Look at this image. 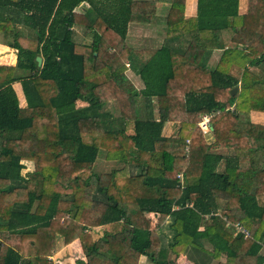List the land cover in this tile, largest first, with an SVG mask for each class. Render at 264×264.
I'll return each instance as SVG.
<instances>
[{"label":"trees","instance_id":"1","mask_svg":"<svg viewBox=\"0 0 264 264\" xmlns=\"http://www.w3.org/2000/svg\"><path fill=\"white\" fill-rule=\"evenodd\" d=\"M135 1L0 0L16 53L0 65V264H53L55 235L79 242L75 264H264V125L249 118L264 114V0H196L193 17L185 0H149L168 5L163 37L188 41L145 51L125 41L154 17ZM99 157L112 168L94 172ZM159 215L165 226L144 227Z\"/></svg>","mask_w":264,"mask_h":264},{"label":"crops","instance_id":"2","mask_svg":"<svg viewBox=\"0 0 264 264\" xmlns=\"http://www.w3.org/2000/svg\"><path fill=\"white\" fill-rule=\"evenodd\" d=\"M154 6H155V9H153L149 0L135 1V3L133 4L134 12L149 14L151 12L154 13V11H155V13H154L152 23H150V24H146V25L131 24V25H129L128 30H127V36H129V38L125 37L126 44L130 48H132L134 51L156 50V49L160 48L162 45L167 46L169 48H172L174 50L175 49L176 50L185 49L187 41H188V37L182 36V37H174L172 39H166L162 35V34H164V32L161 31V27L163 26L161 24L163 23L164 15L162 16L159 13H161V11L165 7H167L168 5L156 2V3H154ZM195 12H196V0H185V17H193L195 15ZM164 14H165V12H164ZM16 29H17L18 34H20L22 36L28 37L30 39L35 38L34 33L31 30L27 29L26 27L16 26ZM153 29H155L156 32H157V30H159L160 34L158 32V34L155 35L153 33ZM25 31L32 33L31 36H26ZM75 33H76L75 38L77 41L82 42V39H84V38L85 39L83 42L87 43L90 41L88 36H86L82 31L76 30ZM139 62H140V60H139ZM214 62H216V56H213L209 60V64H212ZM15 64H16V53H15V51L12 49H9L7 46H5L3 44V42L0 41V65H2V66H15ZM126 68H127L126 75L128 76L130 82L133 84L134 88L137 91H140L143 88V85L136 75L137 74V69H136L137 67L134 68L133 66H129V63H126ZM12 89L14 90V92L17 96V99L19 101V106L21 108H23L26 105V103H25L24 95H23L22 90H21L20 83L14 82L12 84ZM81 91H82V94H85L89 91V87L87 85H85V86H83ZM141 100H142V97L141 98L139 97L138 102H141ZM152 100H153V103L156 104V99L153 98ZM87 105L88 104L86 102H83L80 100L75 102L76 108H82V107H85ZM111 105L113 106V104H111ZM111 105H110V107H111ZM112 109H113V107H112ZM249 118L255 124L264 125V123L260 121V119H264L263 113H250ZM253 118H257L258 121H253L252 120ZM171 130H172V125L169 124L166 128V131L170 132ZM103 163H104V166L108 165V163H106L105 161H103ZM22 165L24 166V168L21 170L20 175L25 177L27 174H29L31 172L32 165L28 162H22ZM143 217H144L143 219H144V223H145L144 227L151 229V230H156L159 226H165V224L167 223L166 216L159 215L157 217H152V216L151 217L143 216ZM55 238H57L55 244H57V245H59V243L63 244L62 245L63 249L61 251L66 250L68 252V255L74 257L73 259L72 258L68 259V264H75V262L77 260H82V261L84 260L83 254H82L81 249H80L79 242L77 240L68 244V245H65L62 238H60L58 235ZM259 255L264 256V246L261 248ZM175 263L176 264H193L192 262L188 261L187 258L183 255H180L176 259ZM254 263H255V260L251 259V260H244L241 264H254ZM59 264H61V263L59 262ZM139 264H148V262H147L146 258L141 257L139 259ZM237 264H240V263L237 262Z\"/></svg>","mask_w":264,"mask_h":264},{"label":"rangeland","instance_id":"3","mask_svg":"<svg viewBox=\"0 0 264 264\" xmlns=\"http://www.w3.org/2000/svg\"><path fill=\"white\" fill-rule=\"evenodd\" d=\"M23 32V31H22ZM158 32H159V34H160V31L159 30H157V32H156V30L155 29H153V33L155 34V35H157L158 34ZM25 34H26V36H31V34L32 33H29V32H26L25 31ZM78 35V34H77ZM80 36V35H79ZM126 37L127 38H129V36H127V34H126ZM87 38V37H86ZM89 38V37H88ZM85 39V38H84ZM84 39H82V42L84 41ZM0 41L2 42L3 41V39H2V37L0 36ZM116 111H117V108H116ZM255 117V116H254ZM241 119L243 120V119H245V117L242 115L241 116ZM253 121H258V119L257 118H253L252 119ZM260 121L261 122H263L264 123V119H260ZM205 132H207V130L205 131ZM209 134V133H208ZM207 136H209V135H207ZM209 138V137H208ZM220 153H222L223 155H228L229 154V152L228 151H225V150H222V151H219ZM103 159L101 158V157H99L98 159H97V161H96V163H95V165H94V167H93V170H94V172H96V173H101L102 171H108V170H110L111 168H112V166L113 165H107V166H104V163H103ZM222 168V167H221ZM220 168V169H221ZM31 169H32V167H31ZM146 220V219H145ZM147 223V222H146ZM145 224V223H144ZM148 224V223H147ZM96 230H99V229H96ZM57 235H55L54 236V242L56 243V239L57 238H55ZM98 236V233H95V234H93V238H96ZM53 243V242H52ZM54 243V247H53V249L51 250V254H50V256L47 258L48 260H53V262L55 263V264H59V262L61 263V264H68V259L70 258H74V257H72V256H70V255H68V252L65 250V251H61L62 249H63V244L62 243H59V245H57V244H55ZM56 245V246H55ZM81 249V248H80ZM60 253V254H59ZM62 257V258H61ZM59 258V259H58ZM52 262V261H51ZM53 263V264H54Z\"/></svg>","mask_w":264,"mask_h":264},{"label":"built area","instance_id":"4","mask_svg":"<svg viewBox=\"0 0 264 264\" xmlns=\"http://www.w3.org/2000/svg\"><path fill=\"white\" fill-rule=\"evenodd\" d=\"M211 116H203L202 121L199 123V127L201 128L202 132L204 134H207L209 132V120H210ZM207 130V132H205ZM180 179V176H179ZM235 230L241 234H243L245 237L248 236V233L238 224H235ZM53 262V260H50ZM55 262V261H54ZM53 262V263H54ZM55 264V263H54Z\"/></svg>","mask_w":264,"mask_h":264},{"label":"water","instance_id":"5","mask_svg":"<svg viewBox=\"0 0 264 264\" xmlns=\"http://www.w3.org/2000/svg\"><path fill=\"white\" fill-rule=\"evenodd\" d=\"M36 62H37V64H38V66H40V64H41V59L38 57V58H36ZM237 90H238V88H234V89H232L231 90V95H234L236 92H237Z\"/></svg>","mask_w":264,"mask_h":264}]
</instances>
